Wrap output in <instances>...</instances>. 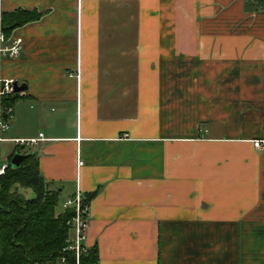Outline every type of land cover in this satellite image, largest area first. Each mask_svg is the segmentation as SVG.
<instances>
[{
  "label": "crops",
  "instance_id": "0c3cea01",
  "mask_svg": "<svg viewBox=\"0 0 264 264\" xmlns=\"http://www.w3.org/2000/svg\"><path fill=\"white\" fill-rule=\"evenodd\" d=\"M2 8L43 16L15 31L23 54L4 63L27 86L7 137L44 134L22 152L58 212L94 196L97 264H264V0Z\"/></svg>",
  "mask_w": 264,
  "mask_h": 264
},
{
  "label": "trees",
  "instance_id": "16d2710c",
  "mask_svg": "<svg viewBox=\"0 0 264 264\" xmlns=\"http://www.w3.org/2000/svg\"><path fill=\"white\" fill-rule=\"evenodd\" d=\"M42 14L19 9L4 12V30L11 34L28 24L40 21ZM15 148L9 157V167L0 177V264L53 263L62 256L70 237L68 221L73 210L58 212L60 193L49 189L40 173L35 153H23ZM16 154L26 155L19 168H12ZM18 188L32 190L27 199ZM94 196H86L91 201ZM87 264H97L96 252H91Z\"/></svg>",
  "mask_w": 264,
  "mask_h": 264
},
{
  "label": "built area",
  "instance_id": "2783aa9c",
  "mask_svg": "<svg viewBox=\"0 0 264 264\" xmlns=\"http://www.w3.org/2000/svg\"><path fill=\"white\" fill-rule=\"evenodd\" d=\"M4 10L2 0H0V146L4 143H12L15 148L34 147L41 141L46 140L44 134L40 133L37 138L16 139L8 138L7 134L11 130V119L15 106L12 101L22 98L25 93L16 92V80L7 78L3 74V66L6 61L19 59L23 54L24 40L15 34H7L4 30ZM18 86L20 83L18 82ZM254 147L259 151H264V141H254ZM83 162H79L82 166ZM9 167V161L0 166V176ZM63 209L73 210V215L68 221L70 237L64 254L53 263L44 264H87L91 249L87 245L88 231L90 228V203L79 191L74 197L69 198L63 205Z\"/></svg>",
  "mask_w": 264,
  "mask_h": 264
},
{
  "label": "rangeland",
  "instance_id": "374dc122",
  "mask_svg": "<svg viewBox=\"0 0 264 264\" xmlns=\"http://www.w3.org/2000/svg\"><path fill=\"white\" fill-rule=\"evenodd\" d=\"M43 17V16H42ZM3 68H4V66H3ZM23 84L22 83H20V86H22ZM25 93V96H26V91H21V92H18V93ZM20 101H22L21 99H19V98H16V99H14L13 101H12V105H16L17 103H19ZM14 114H15V108H14V113H13V115H12V117H14ZM12 139V138H11ZM17 139V138H16ZM18 139H21V138H18ZM24 139V138H23ZM13 146H14V144H12V143H9V142H7V143H4V144H2L1 146H0V166L1 165H5V164H7L8 163V157H9V155H11L10 154V152H11V149L13 148ZM15 147V146H14ZM27 148H31V147H22V149L23 150H25V149H27ZM13 153V152H12ZM7 170V169H6ZM6 172V171H5ZM5 175V173L3 174V175H1V176H4ZM0 176V177H1ZM21 189L22 188H18L17 190H18V193L19 194H23L26 198H28V199H31V198H33V197H35V194H34V192L32 191V190H22V193H21ZM63 195H62V199H63ZM68 200V199H67ZM66 200V201H67ZM60 207V206H59ZM58 210H62L61 209V207L60 208H58ZM65 211V209H63V211L62 212H59V213H63ZM70 229V228H69ZM66 246H67V243H66ZM65 249V248H64ZM64 249H62V254H64ZM61 257V256H60ZM59 257V258H60Z\"/></svg>",
  "mask_w": 264,
  "mask_h": 264
},
{
  "label": "water",
  "instance_id": "95a60500",
  "mask_svg": "<svg viewBox=\"0 0 264 264\" xmlns=\"http://www.w3.org/2000/svg\"><path fill=\"white\" fill-rule=\"evenodd\" d=\"M16 87V92H21V91H26L27 90V86L26 84H23L22 86H18V82H16L15 84ZM26 155H20V154H16L13 159L11 160V166L12 168H19L21 163L26 159Z\"/></svg>",
  "mask_w": 264,
  "mask_h": 264
}]
</instances>
